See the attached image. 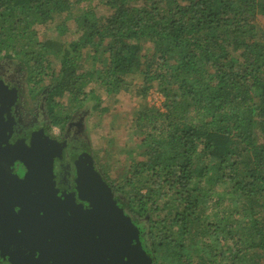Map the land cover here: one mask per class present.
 I'll return each mask as SVG.
<instances>
[{"label": "trees", "instance_id": "obj_1", "mask_svg": "<svg viewBox=\"0 0 264 264\" xmlns=\"http://www.w3.org/2000/svg\"><path fill=\"white\" fill-rule=\"evenodd\" d=\"M13 59L61 130L140 99L120 177L93 157L153 264H264V0H0Z\"/></svg>", "mask_w": 264, "mask_h": 264}, {"label": "water", "instance_id": "obj_2", "mask_svg": "<svg viewBox=\"0 0 264 264\" xmlns=\"http://www.w3.org/2000/svg\"><path fill=\"white\" fill-rule=\"evenodd\" d=\"M58 146L55 143L47 149L39 137L34 138V148L25 155L33 161L34 180L19 192L23 198L34 192V203L20 201L18 192L9 193V185L0 187V226H7V235L9 229H20L23 234L18 237L29 242L34 239L33 264H152L151 250L142 236L144 224L122 209L121 200L112 193L85 147L74 166L72 199L61 200L54 174ZM0 149L4 153L2 144ZM16 203L32 206L27 211H6Z\"/></svg>", "mask_w": 264, "mask_h": 264}, {"label": "flooded vegetation", "instance_id": "obj_3", "mask_svg": "<svg viewBox=\"0 0 264 264\" xmlns=\"http://www.w3.org/2000/svg\"><path fill=\"white\" fill-rule=\"evenodd\" d=\"M4 63L0 65V144L5 148L4 153L0 149V187L9 185V193L18 192L20 201L34 203V192L29 191L24 198L21 193V198L19 190L23 191L29 180H34L33 161L25 155L34 148V138L39 137L42 146L47 149L55 143L59 145L54 166L55 185L61 200L69 201L74 190V166L79 155L85 152L83 142H79L85 112H78L71 117L64 130L58 128L55 132L42 103L37 100L34 104V81L26 78L21 67L12 69L8 62ZM6 151L12 156L7 157ZM23 158L31 164H26ZM31 206L30 203H16L11 210L6 207V211H21ZM6 227L0 226V264H28L27 260L34 261V239L29 242L18 237L23 234L20 229L13 232L9 229L10 235H7Z\"/></svg>", "mask_w": 264, "mask_h": 264}, {"label": "rangeland", "instance_id": "obj_4", "mask_svg": "<svg viewBox=\"0 0 264 264\" xmlns=\"http://www.w3.org/2000/svg\"><path fill=\"white\" fill-rule=\"evenodd\" d=\"M87 5L89 4L81 3L76 6L74 11L78 13ZM92 5L96 6L98 14L103 12L102 6L98 4L97 1L92 2ZM58 22H60V20H56L53 24L49 25V30L47 26H37L39 39H43L47 31L54 34V26ZM67 37L72 38L73 32H68ZM11 61L13 63L9 62V65L12 66V69L19 67L17 60L13 59ZM0 65L3 66L5 63H0ZM117 98L118 102L116 104H112L113 106L111 111L103 116H99L97 113L91 115L90 103H86L78 111L80 114L85 112L82 137L79 136V142H83L82 144L87 151L90 152L92 157H96L95 159L99 165L102 168H105V170H108L109 175L113 178L120 177L122 167L126 163L127 156L130 154L135 156L136 154L135 152H127V147L130 149L131 141L133 139L129 132L131 128V115L134 106L140 101L133 91L121 92L117 95ZM63 100L65 101V99H62L61 102H64ZM147 100L150 104L161 106L163 96L157 90L152 89L147 97ZM106 103H110V101H107ZM78 112H76L73 116H76ZM57 129L58 127H54L55 132ZM96 167L99 170V167Z\"/></svg>", "mask_w": 264, "mask_h": 264}]
</instances>
